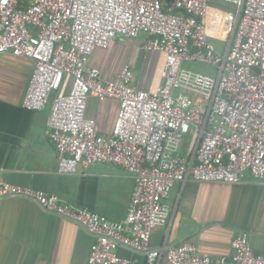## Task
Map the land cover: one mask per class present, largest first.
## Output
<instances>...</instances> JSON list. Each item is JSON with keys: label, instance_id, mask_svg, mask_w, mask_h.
Instances as JSON below:
<instances>
[{"label": "built area", "instance_id": "2783aa9c", "mask_svg": "<svg viewBox=\"0 0 264 264\" xmlns=\"http://www.w3.org/2000/svg\"><path fill=\"white\" fill-rule=\"evenodd\" d=\"M213 1L0 0V55L33 60L22 105L42 110L51 101L47 126L58 171L112 163L134 177L120 220L0 181V197L30 199L91 232L89 264H131L119 247L145 254L148 264H160L163 257L165 264H264L246 232L233 239L231 256L213 258L189 242L167 250L151 245L155 229L169 220L165 199L190 176L239 183L249 173L264 181V0H219L231 8ZM142 34L149 37L141 49L160 55L149 89L137 87L130 64L114 79H104L90 65L96 49ZM185 61L212 64L217 73L186 69ZM90 96L120 103L109 137L86 115ZM187 134L191 141L182 152Z\"/></svg>", "mask_w": 264, "mask_h": 264}, {"label": "crops", "instance_id": "0c3cea01", "mask_svg": "<svg viewBox=\"0 0 264 264\" xmlns=\"http://www.w3.org/2000/svg\"><path fill=\"white\" fill-rule=\"evenodd\" d=\"M122 38L108 49H96L90 57V65L99 68L104 79L116 78L125 64L136 65L140 46L128 49ZM152 55L157 59L150 66L149 83L140 86L137 79L138 88L149 89L155 81L160 55ZM33 68L29 57L0 55V181L55 194L64 202L123 219L135 182L125 168L96 163L80 165L72 174L58 171V153L47 126L51 101L42 110L22 105ZM119 109L117 99L100 101L90 96L86 115L95 118L99 133L109 137ZM165 203L169 220L155 229L153 247L167 250L189 242L201 254L231 256L233 239L246 232L254 252L264 255V181L249 173L239 183L198 181L190 176L175 185ZM94 241L95 236L80 223L30 199L0 197V264H89ZM117 252L131 264H148L143 253L127 247ZM160 264H165L164 257Z\"/></svg>", "mask_w": 264, "mask_h": 264}, {"label": "rangeland", "instance_id": "374dc122", "mask_svg": "<svg viewBox=\"0 0 264 264\" xmlns=\"http://www.w3.org/2000/svg\"><path fill=\"white\" fill-rule=\"evenodd\" d=\"M216 6H220L222 8H231L232 5L223 1L215 0L212 2ZM142 34L140 37L136 39H130V38H122L124 42L126 43V47L128 49H131L132 46H140L139 53H136L134 62L136 65L134 66V70L137 74L138 79V85L143 86L149 83L150 80V66L154 65V60L156 61V56L152 55L153 52L146 53L144 50L141 49V44L145 40ZM139 38H142V41H139ZM212 42L214 45L220 49L222 47V42L217 39H212ZM183 67L189 70H193L194 72H201L209 75H216V68L212 64L200 62V61H185L183 63ZM193 98L196 100L199 99L197 94L192 93L191 94ZM191 141V134H187L183 137L180 150L182 152H185L187 150V147L189 146Z\"/></svg>", "mask_w": 264, "mask_h": 264}]
</instances>
